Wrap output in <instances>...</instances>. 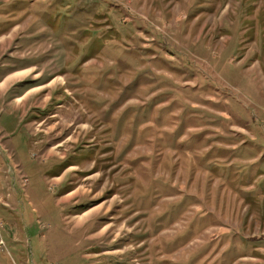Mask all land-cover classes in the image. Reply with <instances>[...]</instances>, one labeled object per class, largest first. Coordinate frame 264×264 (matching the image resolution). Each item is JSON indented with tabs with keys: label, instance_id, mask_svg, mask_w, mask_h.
<instances>
[{
	"label": "rangeland",
	"instance_id": "374dc122",
	"mask_svg": "<svg viewBox=\"0 0 264 264\" xmlns=\"http://www.w3.org/2000/svg\"><path fill=\"white\" fill-rule=\"evenodd\" d=\"M0 264H264V0H0Z\"/></svg>",
	"mask_w": 264,
	"mask_h": 264
}]
</instances>
